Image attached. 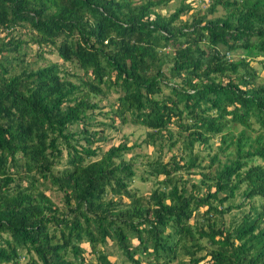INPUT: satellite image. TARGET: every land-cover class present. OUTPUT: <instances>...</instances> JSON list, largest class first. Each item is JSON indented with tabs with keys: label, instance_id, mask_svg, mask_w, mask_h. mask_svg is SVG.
I'll list each match as a JSON object with an SVG mask.
<instances>
[{
	"label": "trees",
	"instance_id": "trees-1",
	"mask_svg": "<svg viewBox=\"0 0 264 264\" xmlns=\"http://www.w3.org/2000/svg\"><path fill=\"white\" fill-rule=\"evenodd\" d=\"M1 33L0 264H92L83 241L97 264H118L107 242L128 264H264V81L249 64L264 0H0ZM27 41L60 62L32 67ZM128 121L179 143L146 161V197L129 186L135 144L99 145Z\"/></svg>",
	"mask_w": 264,
	"mask_h": 264
},
{
	"label": "rangeland",
	"instance_id": "rangeland-1",
	"mask_svg": "<svg viewBox=\"0 0 264 264\" xmlns=\"http://www.w3.org/2000/svg\"><path fill=\"white\" fill-rule=\"evenodd\" d=\"M192 3L193 7L199 8L200 10H203L207 5L209 0H187ZM175 3L170 2L165 9H161V12L164 11H172ZM191 12L188 11V13L183 14L180 16L181 19H185L187 15ZM222 13V9L219 7L217 8L214 15H219ZM20 32H23V30H20ZM1 33L0 35H2ZM28 48L27 50V57L26 60L30 63L32 67H37L39 65H44V63L48 61H57L60 62V59L57 57L56 53H47L46 51L42 52V56L39 57L37 55V52H39V49L37 48V45L28 42L27 41ZM165 50H168L167 47L164 48ZM235 53V54H234ZM229 56H236V52L228 54ZM264 57L259 55L258 57L254 58L253 60H250L249 64L255 71V77H254V83H262L264 81V62H261ZM225 82L224 78L222 80ZM163 92L166 93L167 90L163 89ZM115 97V94L113 91H108L106 96L102 98L99 102V104H102L101 111L107 110L109 108L108 104L109 102H113ZM98 119L106 120V118H101L100 116L97 117ZM118 128L116 129H110V127H105L103 132L107 135V140H105L103 143H99L101 150L106 149L110 144H117L120 140L125 139V143L127 146H130L132 144H135L133 148L124 154V157L127 158L130 155H133V162H134V171L135 175L130 182V188L136 192L137 195L146 197L150 190L154 187L153 185V178L149 175L145 174V169L148 168V165L146 163L147 160H152L159 158L161 160H167L169 155L172 152H179V143L175 144V146L170 150L167 149V140L163 141V144L160 148L155 145H151L149 143L145 142V136L147 129L142 127L139 124L126 122L121 125L116 123ZM101 127H97V129H100ZM173 129V127H172ZM233 131H237L239 129V126H235L232 128ZM210 143L212 146V150L215 149V146L218 144V135L212 136L210 139ZM97 143H93L92 146H96ZM198 146V145H197ZM195 145L194 148L197 147ZM200 147V146H198ZM160 149V150H159ZM202 154H206V151H201ZM206 160V157L205 159ZM182 172V171H181ZM182 174L186 176H192L194 178H197V174H186L185 172H182ZM140 176H146L144 179H141ZM161 178L162 176H158ZM44 193L46 195H50L51 199L59 206H62V195L60 192L56 191L55 188H44ZM240 201V196H236L235 198L229 200V202H233L234 204L238 203ZM228 202V201H227ZM225 202V204L227 203ZM246 206L242 207L241 209H245ZM201 208L200 210H202ZM241 213V210L237 208H232L228 213L224 214L223 220L225 223H229L231 217L238 219L239 215ZM201 217H197L195 219V223H199L201 221ZM191 222V221H190ZM131 243L134 245L136 243V240L134 238L131 239ZM84 249L83 255L85 256L86 260H90L92 264H97L95 256L89 252V246L87 242H81L80 244ZM99 249H102L106 253H108V259L114 262H117L118 264H128V262H124L122 255L118 252L117 248L113 245H110V242H107L104 246H99ZM19 264H30L28 261V256L25 254H21L19 257ZM144 264V263H142ZM170 264H176V261H172Z\"/></svg>",
	"mask_w": 264,
	"mask_h": 264
},
{
	"label": "clouds",
	"instance_id": "clouds-1",
	"mask_svg": "<svg viewBox=\"0 0 264 264\" xmlns=\"http://www.w3.org/2000/svg\"><path fill=\"white\" fill-rule=\"evenodd\" d=\"M225 54H226L227 58L231 59V56L228 55V54H230L229 52H226Z\"/></svg>",
	"mask_w": 264,
	"mask_h": 264
}]
</instances>
